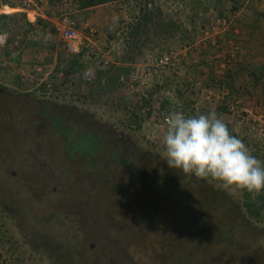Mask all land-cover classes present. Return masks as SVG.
<instances>
[{"label": "rangeland", "instance_id": "rangeland-1", "mask_svg": "<svg viewBox=\"0 0 264 264\" xmlns=\"http://www.w3.org/2000/svg\"><path fill=\"white\" fill-rule=\"evenodd\" d=\"M17 5L0 0V14H8L0 20V264H50L51 254L62 264H175L165 232L197 181L177 178L179 191L165 187L163 118L174 110L222 111L252 154L264 143L261 86L250 101L244 94V86L254 87L250 72L264 62V0H117L87 8L47 0L35 20L15 13ZM64 14L83 36L78 55L56 29ZM27 38H37L42 51L38 78L53 69L47 80L11 73ZM166 51L176 57L163 67ZM108 53L114 63L103 68ZM239 62L246 70L237 71ZM50 113L99 129L103 148L72 152ZM124 133L161 159L140 154L127 137L120 142ZM124 158L141 168L138 175L119 163ZM151 165L162 183L147 182L142 169ZM229 191L246 200V191ZM246 242L244 259L228 263L223 252L214 264H264V235L249 231Z\"/></svg>", "mask_w": 264, "mask_h": 264}, {"label": "trees", "instance_id": "trees-1", "mask_svg": "<svg viewBox=\"0 0 264 264\" xmlns=\"http://www.w3.org/2000/svg\"><path fill=\"white\" fill-rule=\"evenodd\" d=\"M75 1L80 4L81 8H87L117 0ZM6 17H8V14H0V20ZM246 68L242 62H239L237 71L242 69L246 70ZM236 72L229 74L230 76H236ZM250 75L252 76L254 87L251 89L250 87L244 86L245 97L247 96L248 101H250L253 97L254 90L261 86L259 94L264 110V62L260 71H252ZM227 106V104L222 105L221 110H228ZM88 113L90 120L97 123L98 120L94 118V113L90 111ZM217 114H222V111H218ZM49 115L53 120V125L62 134L67 136L66 142L72 152H83L91 156L103 148L104 143L100 137L101 135H99V129H83L81 127L67 125L55 115L51 113ZM104 125H106V128H102L104 132L112 131L109 124L103 122L102 126ZM232 134L238 136L236 132H232ZM126 137L128 138V142L140 154L145 155L144 153H146L148 156L151 155L150 157H153L155 160L161 159L159 153L142 149L140 144L135 141L132 133L122 134V137L119 138L120 142L125 140ZM246 138L244 139L246 140ZM246 144L248 145L249 143L247 142ZM255 147L253 154L257 155L261 161H264L263 156L260 157V151L264 150L262 139H259L258 145ZM121 162H123L124 166L128 167L127 171L132 176L138 175L139 171H141V168L137 170L133 169L127 158H124L119 163ZM142 170H145L147 173L146 179L148 183L152 185L162 183L159 173L153 169V165L147 166ZM168 171L169 175L165 178L166 182L164 185L170 189L176 188V191L180 190V183L177 178L186 179L187 181H197L195 193L193 194L191 191L192 195H190L191 193L187 192L189 195L183 198L181 210L177 212L174 221L170 222V225L174 226V228L165 232L167 239L170 241L169 243L173 244V248L169 249L168 255L171 257V260L175 264H214L218 253L223 252L229 255L228 263L231 259H244L245 256L243 253L248 249L246 246L247 233L252 231L255 238L264 235V226L258 223L259 221L264 223V193L253 199L246 191L248 193L246 200L242 201L239 196L232 194L229 188L224 187L214 180H198L194 177L185 176L181 170L171 169L169 167ZM43 250L50 252L48 246H43ZM52 255L48 257L50 264H62L53 258Z\"/></svg>", "mask_w": 264, "mask_h": 264}, {"label": "clouds", "instance_id": "clouds-1", "mask_svg": "<svg viewBox=\"0 0 264 264\" xmlns=\"http://www.w3.org/2000/svg\"><path fill=\"white\" fill-rule=\"evenodd\" d=\"M161 142L169 168L185 176L211 178L226 188L247 191L253 199L264 193V161L214 111L196 115L171 111L165 117Z\"/></svg>", "mask_w": 264, "mask_h": 264}, {"label": "built area", "instance_id": "built-area-1", "mask_svg": "<svg viewBox=\"0 0 264 264\" xmlns=\"http://www.w3.org/2000/svg\"><path fill=\"white\" fill-rule=\"evenodd\" d=\"M19 2L28 14L33 13V20H35L40 14L39 12L41 10V7L47 2V0H19ZM56 29L64 40L66 50L73 55L80 54L82 51L81 47L83 44V36L78 30L76 23L70 17L64 14L61 20L56 25ZM113 56L114 55L112 53H108L104 58L100 60V66L104 68L114 63ZM175 57L176 55L174 51H166L159 55V60L161 62V65L163 67H166L174 60ZM84 78L85 80L90 81L92 79V72L90 70H87L84 74ZM165 117L163 118L164 124Z\"/></svg>", "mask_w": 264, "mask_h": 264}, {"label": "crops", "instance_id": "crops-1", "mask_svg": "<svg viewBox=\"0 0 264 264\" xmlns=\"http://www.w3.org/2000/svg\"><path fill=\"white\" fill-rule=\"evenodd\" d=\"M18 14L27 12L21 5L12 6ZM28 14V13H27ZM29 15V14H28ZM32 22V21H31ZM37 38H27V40L24 43L23 48L18 51L17 57L15 60L17 61V64L13 66V71L11 73H15L17 77H21L24 74H31L35 79L40 80L42 82L43 80H47L46 76L53 71V69H48L45 73V76L40 79L38 78L39 75H42V65L40 61V57L42 55L41 48L37 46L39 42L36 41ZM40 82L38 84H40Z\"/></svg>", "mask_w": 264, "mask_h": 264}]
</instances>
